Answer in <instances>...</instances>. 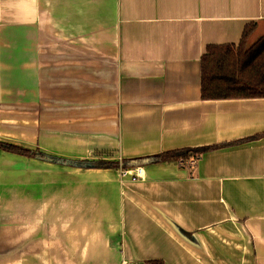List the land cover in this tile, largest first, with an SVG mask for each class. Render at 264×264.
Returning <instances> with one entry per match:
<instances>
[{
	"label": "crops",
	"instance_id": "crops-1",
	"mask_svg": "<svg viewBox=\"0 0 264 264\" xmlns=\"http://www.w3.org/2000/svg\"><path fill=\"white\" fill-rule=\"evenodd\" d=\"M250 24L264 0H0V264H264V99L201 93Z\"/></svg>",
	"mask_w": 264,
	"mask_h": 264
},
{
	"label": "trees",
	"instance_id": "trees-1",
	"mask_svg": "<svg viewBox=\"0 0 264 264\" xmlns=\"http://www.w3.org/2000/svg\"><path fill=\"white\" fill-rule=\"evenodd\" d=\"M255 28V24L246 27L239 45L208 46L202 57L201 93L204 101L264 99V36L250 48H247V43H245L254 33ZM233 145L236 143L199 149L175 150L149 158L124 160L122 163L83 162L80 165L91 168H123L124 170L156 164L185 168L193 161L198 162L207 154ZM8 149L14 150L11 147ZM20 153L29 154L27 151H20ZM73 164L77 165L76 162ZM148 264L163 263L149 262Z\"/></svg>",
	"mask_w": 264,
	"mask_h": 264
},
{
	"label": "rangeland",
	"instance_id": "rangeland-1",
	"mask_svg": "<svg viewBox=\"0 0 264 264\" xmlns=\"http://www.w3.org/2000/svg\"><path fill=\"white\" fill-rule=\"evenodd\" d=\"M255 39L253 38V35L251 34V36L248 38V40H246L245 43H247V48L252 47L255 44Z\"/></svg>",
	"mask_w": 264,
	"mask_h": 264
},
{
	"label": "built area",
	"instance_id": "built-area-1",
	"mask_svg": "<svg viewBox=\"0 0 264 264\" xmlns=\"http://www.w3.org/2000/svg\"><path fill=\"white\" fill-rule=\"evenodd\" d=\"M191 164H192V165H195V162H192Z\"/></svg>",
	"mask_w": 264,
	"mask_h": 264
}]
</instances>
